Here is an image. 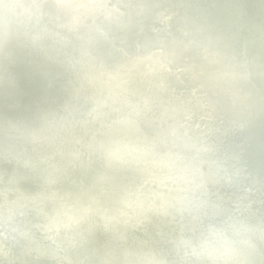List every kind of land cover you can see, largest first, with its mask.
I'll return each instance as SVG.
<instances>
[{"label":"water","instance_id":"water-1","mask_svg":"<svg viewBox=\"0 0 264 264\" xmlns=\"http://www.w3.org/2000/svg\"><path fill=\"white\" fill-rule=\"evenodd\" d=\"M170 1L0 0V264H264V93Z\"/></svg>","mask_w":264,"mask_h":264},{"label":"bare ground","instance_id":"bare-ground-1","mask_svg":"<svg viewBox=\"0 0 264 264\" xmlns=\"http://www.w3.org/2000/svg\"><path fill=\"white\" fill-rule=\"evenodd\" d=\"M187 5H182L179 0H171L180 9V22L186 21L188 23L192 19H198L201 22L199 28L203 30L204 35L196 30H190L191 37L194 41L202 42L209 47L214 48L223 56L232 54L235 57L243 60V49L246 53V63L249 65L252 75L259 83L261 93H264V65H259L257 59L264 60V0H184ZM244 7V9H243ZM221 36L225 42H214V37ZM210 39V40H209ZM215 65L219 63L214 60ZM229 63L232 62L229 60ZM196 65L202 64L196 60ZM20 70L16 72L18 76ZM258 76H262V81L258 80ZM22 86L30 91L28 96H22L25 103L31 101H40L43 98L58 95L57 91H47L45 85L39 81H23ZM16 91H20L19 85L12 86ZM247 94L252 93L249 88H243ZM49 106L48 103H45ZM259 116L263 115V109L256 106ZM9 115H14L13 111L7 112ZM28 113H32L29 109ZM264 127V126H263ZM249 135L253 144H260V137L264 138V128L256 130L249 129ZM250 167L256 169L258 173L264 178V161L254 158ZM77 176L83 177L82 174L77 173ZM27 189H32V184L25 185ZM18 227V225H17ZM23 227V224L21 225ZM7 228H15V226H8ZM88 238L91 241L94 239L90 234ZM133 247H139L134 243ZM40 264V263H39ZM46 264V263H42Z\"/></svg>","mask_w":264,"mask_h":264}]
</instances>
